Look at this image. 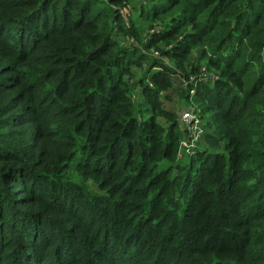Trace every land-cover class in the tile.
<instances>
[{"label":"trees","instance_id":"obj_1","mask_svg":"<svg viewBox=\"0 0 264 264\" xmlns=\"http://www.w3.org/2000/svg\"><path fill=\"white\" fill-rule=\"evenodd\" d=\"M0 264H264V0H0Z\"/></svg>","mask_w":264,"mask_h":264},{"label":"built area","instance_id":"obj_2","mask_svg":"<svg viewBox=\"0 0 264 264\" xmlns=\"http://www.w3.org/2000/svg\"><path fill=\"white\" fill-rule=\"evenodd\" d=\"M194 94V91H192ZM180 124L186 136L180 145V157H192L196 154L202 136L205 133L203 118L196 108H188L180 117Z\"/></svg>","mask_w":264,"mask_h":264},{"label":"rangeland","instance_id":"obj_3","mask_svg":"<svg viewBox=\"0 0 264 264\" xmlns=\"http://www.w3.org/2000/svg\"><path fill=\"white\" fill-rule=\"evenodd\" d=\"M176 85L181 86V83H180L179 80L176 81ZM193 103H194L193 101H190L189 104H188L186 102H180L178 99H175L174 102H171V103L168 104V108L170 110H173V111L178 113V115H179L178 118H179V121H180V117H181V114H182L183 111L187 110L188 108H196V106H194ZM185 136H186V132H185V134L182 137L181 143L183 142V139L185 138Z\"/></svg>","mask_w":264,"mask_h":264}]
</instances>
